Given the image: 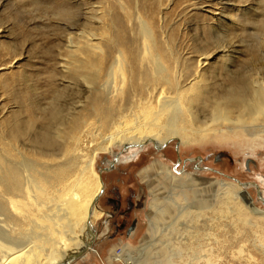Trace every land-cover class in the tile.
<instances>
[{"label": "bare ground", "instance_id": "bare-ground-1", "mask_svg": "<svg viewBox=\"0 0 264 264\" xmlns=\"http://www.w3.org/2000/svg\"><path fill=\"white\" fill-rule=\"evenodd\" d=\"M134 1L135 8L131 12L127 3L119 0V8L128 13L126 16L132 26L129 29L134 45L129 54L131 61L127 59L126 48L116 50L114 47V51L108 47L117 42L114 36L113 39L103 37L105 45L101 43V34L95 45L94 39L87 40L86 49L74 48L75 54L83 60L62 64V71L66 73L79 72V80L89 96L87 102H76L65 115L61 106L52 103L48 111L42 109L41 115L34 117L35 124L45 123L40 129L37 126L38 130L36 127L32 134L28 133L30 122L23 120L20 121L22 130L14 124L10 126L8 120L9 139L5 138L4 128L0 130L1 138L6 141L0 143V264H64L91 250L92 223L101 214L93 203L101 186L92 166L96 153H112L111 147L116 146L129 152L130 157L134 148L150 143L159 149L169 138L185 145L203 138L206 130L215 125L223 126L230 133L241 129L252 139L264 136V75L252 79L250 86L243 78L233 80L225 88L214 89L216 93L210 95L211 90H203L205 84L201 75L206 60H198L195 67L184 63L181 68L166 39L164 47L171 56L168 63L159 52L161 46L158 48L155 24L162 29L168 23V8H160L162 0L155 2L158 11L151 6L140 11L139 1ZM105 28L109 31L110 24ZM102 32L104 34V30ZM110 51L113 57L106 67ZM103 77L106 78L104 83L98 84ZM49 81L52 83L51 79ZM87 103L97 126H93V131L88 128L89 116H80L87 109ZM206 108L211 109V114L202 117ZM104 131L106 135L102 134ZM89 139V155H79L82 143ZM26 143L31 146L27 147ZM11 152L22 161L16 160ZM81 157L83 161L79 163ZM121 160L118 155V162ZM158 171L155 178L161 182L151 196L157 201L151 206L148 217L149 236L142 237L136 248L123 246L109 251V264L118 261L121 264H260L250 248L264 256V244L256 230L263 216L241 220L240 208L247 210L249 202L244 203L239 197L240 186L218 180L216 185L220 191L209 194L204 189L209 182L206 184L190 173L175 176L164 167H159ZM194 184H202L201 189H194ZM226 193L235 194L237 199L225 198ZM178 196L181 197L178 199ZM249 199L251 203L250 196ZM171 208L174 219L163 226L161 222L170 216ZM249 210L264 215L258 209ZM227 218L232 225H217ZM182 220L193 224L184 225ZM228 226L236 237L251 231L255 238L250 245L247 239L238 238L235 245L228 244L225 235L229 232ZM156 232L166 239L150 235ZM152 238L156 240L151 242ZM226 248L234 253L225 252ZM70 255L72 258L67 260Z\"/></svg>", "mask_w": 264, "mask_h": 264}, {"label": "rangeland", "instance_id": "rangeland-1", "mask_svg": "<svg viewBox=\"0 0 264 264\" xmlns=\"http://www.w3.org/2000/svg\"><path fill=\"white\" fill-rule=\"evenodd\" d=\"M105 1L0 0V130L2 131L4 128L5 138H10L8 135L10 134L9 124L20 127L21 120L30 122L28 133L32 134L37 126L39 129L42 128L45 122L39 125L35 124L34 117L41 115L42 109L49 110L53 104L61 106L63 115H65L67 112H71L69 110L76 105V102H87L89 96L85 92L83 83L79 80V72L74 73L72 70L66 73L62 71V64L73 62L72 60L82 57L78 53L75 54V47L86 49V41L89 39H94L92 41L94 44H92L95 45L101 35V43L105 45V39L107 37L113 39L114 36L117 42L114 44L112 41L114 45H108V47L114 51L124 47L126 48L124 50L128 51L126 52L128 56L133 52L132 46L134 45L131 43L132 31H130L132 26L129 17L126 16L128 13L119 8L121 5L119 0ZM122 1L124 4L127 3L125 5L132 12V8H135V1ZM138 1L141 5L139 6L140 11L142 8L150 6L153 10H159L156 0ZM162 2L160 8L163 6L168 8V12H166L168 23L161 29L156 23L157 16L155 18V31L160 44L158 48L161 46L160 49H162L158 50L165 57L164 61L167 62L171 56L164 47L166 39L175 51L181 68L184 63L195 67L198 60L201 62L206 60L201 71L202 79H204L202 81L205 84L203 90H211L209 93L212 95L216 93L214 89L225 88L231 81L241 78L245 79L250 86L252 79L264 75V0H162ZM144 4L146 5L144 6ZM149 13L153 15V11ZM109 24L110 30H105ZM105 31H108L109 34H105ZM108 53L110 54L106 57V67L113 57L111 51ZM128 56V61H131L132 55ZM50 79L52 83H50ZM105 80V77L100 78L98 84L101 85ZM114 84L117 85V83ZM209 93L207 92L208 95ZM86 108V111L81 112L80 116H89L87 122H90L91 125L88 128L93 131L97 126L94 125L95 121L90 108L88 109V103ZM203 112L202 117H209L211 109L206 108ZM125 113H128V110ZM33 122L35 125L32 127ZM82 126L80 124L81 128ZM21 128L23 129L22 125ZM102 134L106 135L107 133L105 134L104 131ZM20 136L23 137V135ZM22 137H18L20 141ZM25 139L27 140L26 136ZM3 142L6 141L1 138L0 134V143ZM90 142L91 139L82 143L83 147L80 148L79 155L86 153L89 155ZM22 143L24 144V142ZM26 145L27 147L31 146L28 143ZM111 150L112 153H96L92 162L97 175L99 168L106 167L108 161L112 163L108 170L101 171L99 174L103 192L94 204L99 210L105 208L101 199L110 193L112 187L117 189L121 197L131 194V192L136 194L141 189V207L132 212L136 220L135 229L128 237L117 235L114 239L107 240L106 237H98L104 231V225L100 223L103 216L96 218L92 223L94 236L89 246L91 250L74 257L67 264H109L108 255L112 247L115 246V250H119L123 246L138 247L139 240L148 233L147 217L152 202V198L149 196L150 191L148 195L146 182L141 179L139 172L150 166L154 160L165 164L166 171L175 176L187 172L206 184L209 182L207 187H204L209 194H218L220 191L216 185L218 180L229 181L234 185L237 184L235 180L248 183L244 189L251 197L253 206L264 212V203L256 195V190L261 191L259 194L264 198L263 135L252 139L246 136L241 129L230 133L223 126L215 125L206 130L203 138L189 144L181 145L175 139H167L159 149H155L152 144L145 143L139 151L134 150L137 153L136 159L128 161L113 160L112 154L120 151V148L112 146ZM11 153L16 160L22 161L13 152ZM122 155L125 156L127 153ZM214 155H217L216 160H214ZM29 157L31 158V155ZM32 157V159L35 158V156ZM82 161V157L78 159L79 163ZM155 182H157L156 179ZM193 186L194 189H201L199 187H202V184ZM237 186L239 187V185ZM154 191L155 189H153ZM185 191L190 193L187 189ZM52 195L53 193L49 196L52 197ZM180 197L178 196V199ZM224 197L230 198L232 201L237 199L235 194L229 193H226ZM242 204L244 207L246 206L244 203ZM171 209L167 220L159 221L163 226L164 224L169 225L174 219V210ZM246 209L240 208L241 220L260 219V216H263V220L258 222L259 226L256 230L260 242L264 244V215L252 213L247 206ZM182 222L188 226L193 224L189 221L182 220ZM221 223L233 224L228 218L222 219L217 225L219 226ZM227 228L229 232H225V235L228 244L235 245V240L238 238L247 239V245H250L249 242L255 238L251 231L243 234L242 237H236L229 226ZM217 231L223 238L221 231L219 229ZM150 235L157 239H166L157 232L150 233ZM155 240L152 238L151 242ZM117 244L118 246H116ZM250 251L258 258L260 264H264V256L260 252L252 247ZM225 252L230 253L231 249L226 248ZM232 253L234 251L230 254ZM70 258L72 255L68 256L67 260ZM112 264H121V262Z\"/></svg>", "mask_w": 264, "mask_h": 264}, {"label": "flooded vegetation", "instance_id": "flooded-vegetation-1", "mask_svg": "<svg viewBox=\"0 0 264 264\" xmlns=\"http://www.w3.org/2000/svg\"><path fill=\"white\" fill-rule=\"evenodd\" d=\"M140 148L141 147H137V149L134 148L132 150L133 154L131 153L132 156H130V157H128L130 155V153L128 154V152H125L123 150L117 151L114 154H112V159L115 161H118V155H120V158L122 159L121 161H128L130 159L131 160L136 159L137 153L133 152V151L135 149L137 151H139ZM121 153L122 154L127 153V155L124 156ZM214 160H216L215 155H214ZM111 166H112V163L110 161H108L107 166L103 167L105 169H103V168H99V169H101V171H105V170H108V168H110ZM154 166H156V167H154ZM163 166L165 167V164H163L159 160H154L150 166L145 167L144 169H142L139 172V176L141 177V179L146 182V186L148 188V195H149V191H150V195H149L150 197L153 194H155V191L153 192V189L157 190V187L158 188L160 187L158 185V183L161 179L155 178V176H156L155 174H158L159 173L158 168L159 167L162 168ZM165 169H166V167H165ZM100 172L98 173V175L100 174ZM151 172H153V173H151ZM182 173H184V172H182ZM99 177H100V175H99ZM155 179L157 180V182H155ZM100 180H101V178H100ZM101 187H102L101 192L97 196V199L95 202H97L98 198L101 196V194L103 192L102 182H101ZM140 193H142L141 189H139L136 192V194H135V192L134 193L131 192V194H128L124 197H121L115 187H112L110 189V193L108 195H105L101 199V202L103 203V206L105 208H101V210L98 209V211L101 212V214L98 218H101L103 216L100 223H102L104 225V231L102 233H100L98 235V237H104V238L106 237L107 240H110V239H114L117 235H119V236L121 235V236H125V237L132 235V233L135 229V226H136V220L134 219L132 212H133V210L139 209L141 207ZM259 193L261 194V191H259ZM156 201L157 200L152 198V202L150 204V212H151V205L154 204V202H156ZM261 202H263V201H261ZM150 212L148 213V217L150 215ZM148 217H147V220H148ZM116 246H118V244ZM114 247H112L109 251L114 249Z\"/></svg>", "mask_w": 264, "mask_h": 264}, {"label": "water", "instance_id": "water-1", "mask_svg": "<svg viewBox=\"0 0 264 264\" xmlns=\"http://www.w3.org/2000/svg\"><path fill=\"white\" fill-rule=\"evenodd\" d=\"M169 139H175V138H169ZM164 142H165V141H164ZM164 142H163V143H164ZM163 143H161V144L159 145V147H160ZM219 154H220V153H219ZM221 154H222V153H221ZM215 158L217 159V155H215ZM103 169H105V168H103ZM100 171H101V169L98 170V173H99ZM99 180H100V177H99ZM235 182L237 183V185H239V186L242 188V189L238 192V195H239V197L241 198L242 202H244V203H248V202H249V203H248L249 208L252 209V210H257L256 207L253 206L252 202L250 203V199H249V196H248V194H247V191L244 189V187L247 186L248 183L240 182V181H237V180H235ZM100 184H101V180H100ZM254 186H255V184H254ZM101 189H102V187L100 186V188H99L97 194H96L95 197L93 198V203H95V201H96V199H97V196H98L99 193L101 192ZM256 195H257V197H258L259 199H261V201L264 202V199L261 198V196L259 195V191H258V190H256ZM67 263H68V262L66 261L64 264H67Z\"/></svg>", "mask_w": 264, "mask_h": 264}]
</instances>
